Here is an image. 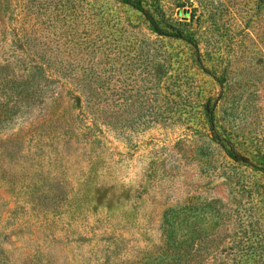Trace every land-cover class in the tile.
Segmentation results:
<instances>
[{"label": "rangeland", "instance_id": "374dc122", "mask_svg": "<svg viewBox=\"0 0 264 264\" xmlns=\"http://www.w3.org/2000/svg\"><path fill=\"white\" fill-rule=\"evenodd\" d=\"M8 63L0 264H264V0H0Z\"/></svg>", "mask_w": 264, "mask_h": 264}, {"label": "trees", "instance_id": "16d2710c", "mask_svg": "<svg viewBox=\"0 0 264 264\" xmlns=\"http://www.w3.org/2000/svg\"><path fill=\"white\" fill-rule=\"evenodd\" d=\"M148 19L155 30L161 34L154 18ZM10 67V63L0 65V96L3 97L0 100V132L15 119L17 111L23 110L21 115L36 112L40 117L47 114L54 115V100L49 101L45 98L48 78L42 76L43 70L24 68L20 74H15L10 72ZM229 154L236 161L249 162L238 152L231 150Z\"/></svg>", "mask_w": 264, "mask_h": 264}]
</instances>
